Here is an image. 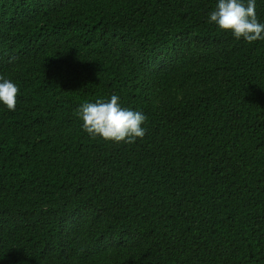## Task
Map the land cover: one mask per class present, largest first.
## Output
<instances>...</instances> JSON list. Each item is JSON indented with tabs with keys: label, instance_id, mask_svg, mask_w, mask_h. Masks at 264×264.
Listing matches in <instances>:
<instances>
[{
	"label": "trees",
	"instance_id": "16d2710c",
	"mask_svg": "<svg viewBox=\"0 0 264 264\" xmlns=\"http://www.w3.org/2000/svg\"><path fill=\"white\" fill-rule=\"evenodd\" d=\"M217 2L0 0V264H264V40ZM113 94L134 143L83 130Z\"/></svg>",
	"mask_w": 264,
	"mask_h": 264
},
{
	"label": "clouds",
	"instance_id": "9594fccd",
	"mask_svg": "<svg viewBox=\"0 0 264 264\" xmlns=\"http://www.w3.org/2000/svg\"><path fill=\"white\" fill-rule=\"evenodd\" d=\"M209 22L248 43L264 40V23L258 21L256 0H218ZM17 92L11 80L0 76V102L10 111L16 109ZM118 101L119 97L113 94L107 102L85 103L78 110L83 130L93 139L99 136L106 142L134 143L146 134L142 125L147 117L140 111L122 108Z\"/></svg>",
	"mask_w": 264,
	"mask_h": 264
}]
</instances>
